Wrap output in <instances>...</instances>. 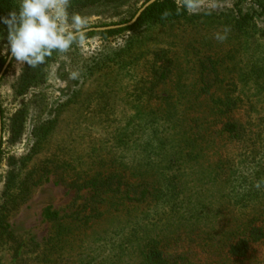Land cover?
Listing matches in <instances>:
<instances>
[{
    "label": "rangeland",
    "instance_id": "rangeland-1",
    "mask_svg": "<svg viewBox=\"0 0 264 264\" xmlns=\"http://www.w3.org/2000/svg\"><path fill=\"white\" fill-rule=\"evenodd\" d=\"M142 3L127 1L120 18H110L108 13L92 15L88 18V27L117 24L121 19L127 21L132 9H140ZM239 11L241 14L253 16L255 28L246 31L247 33L233 28V20L239 18ZM225 26L231 30L227 39L221 43L214 35L222 32ZM134 34L139 43L126 57L129 59V67L125 71L134 63L133 74L138 75V79L147 81L146 86H149V82L157 80L159 76L150 74L153 58L158 60V64L169 66L168 75L158 82V87L155 92L153 89L148 101L151 99L157 109H162L167 99L184 103L194 101L199 95L196 91L204 85L214 84L219 87L226 81H229V84L235 70L238 72L254 58L257 59L264 52V13L258 7L257 0H202L197 10L188 12V19L185 21L146 26L107 39H86L82 45H74L69 52L47 67L44 84L30 89L22 97L15 96L12 84L24 65L18 66L13 59L8 72L0 80V105L5 125L1 146L0 208L7 203L8 209L7 226L0 231V264H138V255L126 252L128 250L125 248L124 255L116 254L120 248L119 244L147 227V230L151 231V220L161 221V215L169 212V202L173 200L140 204L139 209L129 215L102 207L100 211L107 214L99 221H90L84 226L87 214L85 207L97 199L92 197L96 193L91 188L78 191V184L81 185L83 177L80 173L86 171L89 175L94 174L95 169L90 166L88 152L93 147H99L101 142L112 148L115 131L123 128L126 120L136 115L134 98L129 94L133 79L127 74L118 75L116 68L85 81L82 78L81 81L71 79L70 73H81L85 62L91 58L106 54L109 50L123 48L134 38ZM0 37V60H7L10 52L4 54L7 26L3 23H0ZM109 56L114 57L111 52ZM167 60L170 62L166 63ZM215 76L222 80V85L214 79ZM70 82L77 86L75 90L80 88L78 97L73 101H69L73 92ZM133 86L135 87L136 83ZM227 89L225 85L223 91L219 89L211 97L207 94L200 95L198 100L224 99ZM181 91L186 95H179ZM40 93L43 96V101L40 102H47V106L45 111L39 114L31 105ZM22 105L29 109L25 126L19 140L12 142L8 132L9 119ZM46 115L54 121L53 129L48 141L35 153L32 151L35 142L32 131L34 125ZM216 142L219 143L217 140ZM221 144V147L214 146L203 151L201 162L204 166L215 162L227 163L232 159L242 160L238 145ZM26 156L28 158L23 166L20 164L19 172L20 180L25 182L29 189L20 196L21 200L14 207L5 202L3 195L8 180L7 162L11 157L20 159ZM41 163H47L51 173L45 175L41 183L31 186V180L28 183L26 176L33 171L32 176H36V167ZM18 166L19 164H16L17 168ZM243 168L247 167L243 164ZM191 200L194 202L198 199ZM199 201L211 206L206 210L210 214V226L205 227V222H200V226L210 230L213 228L210 234H204L216 237L212 245L219 244L223 240L220 230L227 225L229 218L227 214H232L230 217L235 218L238 210L232 209V206L226 208V203L220 204V201L214 199L207 200V196L203 197V201ZM48 207L58 211L64 222L73 220L72 225L75 224L70 228L75 238L69 236L63 251L61 247L53 246L48 241L55 232L52 224L44 221L42 217V211ZM173 226L167 227L161 223L158 230L155 229V233L165 234L163 244L166 253L185 254L189 264H234L225 259L221 260L215 252L208 251L205 239L200 240L195 232H192L189 238L184 228L178 232L176 224ZM244 264H264V246L258 248Z\"/></svg>",
    "mask_w": 264,
    "mask_h": 264
},
{
    "label": "trees",
    "instance_id": "trees-1",
    "mask_svg": "<svg viewBox=\"0 0 264 264\" xmlns=\"http://www.w3.org/2000/svg\"><path fill=\"white\" fill-rule=\"evenodd\" d=\"M127 1L136 4L143 2V5L149 0H71L68 11L70 14L79 13L87 19L92 15H103L102 13H108L110 18H120L122 8ZM257 5L264 13V0H257ZM18 6V0H0V17L6 16L13 9L18 10ZM176 8L177 3L174 0H157L142 12L132 26L88 32L86 39L94 37L107 39L146 26H162L187 20L188 11L177 15ZM138 10L132 9L129 20L121 19L117 24L108 26L128 23ZM166 10L171 15L167 19H162V14ZM238 17V19H232L233 28L237 31L247 33L255 28L252 15L241 14L239 11ZM228 23L230 24V21ZM108 26L98 25L88 29ZM133 37L123 48L109 50L108 53L85 62L80 78L76 79L81 81L82 78L85 81L87 78L114 68L120 76L127 74L133 79L129 94L134 98L136 112L134 117L126 120L123 128L115 131L112 148H108L104 142H101L99 147H93L88 152L90 166L94 167L95 171L93 175H89L86 171L80 173L83 177H81V185L78 184V191L91 188L96 193L92 197L97 200L91 201L94 206H90L89 202L85 207L87 214L84 218V226H87L90 221H99L107 214L100 211L102 207L112 209L115 213L122 211L125 215H129L137 211L140 204L157 200L161 203L163 200H173L169 202V212L161 215V221L151 220V231H148L147 227L121 241L116 254L124 255L125 250H128L126 252L130 254H137L138 264H189L185 254L166 253L165 244H163L165 234L155 233V229L158 230L161 223L167 227H174L173 225L176 224V231L180 232L179 230L184 228L187 237L190 238L192 232H195L200 240L205 239L207 249H211L208 251L215 252L221 260L244 264L255 251H258V248L264 246V187L258 190L254 186L257 181L264 180V52L257 58L258 60L254 58L238 72L235 70L229 84V81H226L222 85V80L215 76L214 79L222 86L204 85L196 91L199 95L194 101L184 103L167 99L163 108L157 109L151 99L150 102L148 101L153 89L155 92L158 87V82L168 75L169 66L158 64V60L153 58L150 74L160 77L150 81L149 86H146L147 81L140 80L138 75L133 74L134 63L131 64L132 68L130 66L125 71L129 67V59L126 57L139 43L135 34ZM110 52L113 58L109 56ZM62 55L64 54L54 52L44 65L34 69L25 64L12 84L15 96L22 97L30 89L43 85L46 68ZM5 62L6 59L0 60V71ZM169 62L167 60L166 63ZM249 64H251L250 67ZM7 72L8 70L5 75ZM134 83H136L135 87ZM225 85L228 89L224 99L198 100L200 95L207 94L211 97L215 91L219 89L223 91ZM70 87L73 92L69 101H73L78 97L80 88L75 90L77 86L73 82ZM178 94L186 95L184 91ZM42 97V93L37 95V102L31 105L39 114L45 111L47 106V102H40L43 101ZM28 110L22 105L9 119L10 141L16 142L21 137ZM0 115L4 131L1 105ZM53 124L54 121L46 115L34 125L33 152L37 153L48 141ZM221 143L238 145L243 153H241L242 160L232 159L227 163L215 162L210 166H204L201 162L203 151L214 146L221 147ZM1 156L0 149V163ZM27 158L28 156L20 159L11 157L7 162L8 180L5 183L3 195L5 202L14 207L21 200L20 196L29 189V186L20 180L19 172L20 164L23 166ZM16 164H19L18 168ZM243 164L247 168H243ZM36 168L41 174L35 172L36 176L33 177V171L26 176L28 183L31 180V186L41 183L45 175L51 173L47 163H41ZM206 196L207 200L214 199L220 201V204L226 203V208L232 206V209L238 210L234 215L235 218L230 217L232 214H227L229 216L227 225L220 230L223 240L215 245L212 243L216 237L209 236L213 228L210 230L200 226V222H205V227L211 224L210 214L206 211L211 206L199 201H203V197ZM194 198L198 200L192 202L191 199ZM6 205L7 203L0 208V231L7 226ZM128 205L131 207L129 208ZM42 217L54 227L55 232L53 235L51 233L52 236L48 241L53 246L61 247L63 251L69 236L75 238L72 234L73 230L70 229L75 225H72L73 220L64 222L59 212L50 207L42 211ZM206 232L209 234L205 235Z\"/></svg>",
    "mask_w": 264,
    "mask_h": 264
},
{
    "label": "clouds",
    "instance_id": "clouds-1",
    "mask_svg": "<svg viewBox=\"0 0 264 264\" xmlns=\"http://www.w3.org/2000/svg\"><path fill=\"white\" fill-rule=\"evenodd\" d=\"M202 4V0H178L176 14L183 11L192 13ZM71 0H20L18 10L9 11L0 17V23L7 26V44L4 54L10 52V58L18 66L27 64L34 69L44 65L53 53L65 54L72 46L82 45L86 39L88 19L79 13H69ZM171 15L162 14V19ZM225 26L214 38L224 42L230 32ZM2 38V37H0ZM81 73L73 71L71 79H79ZM256 189L264 187V180L257 181Z\"/></svg>",
    "mask_w": 264,
    "mask_h": 264
},
{
    "label": "water",
    "instance_id": "water-1",
    "mask_svg": "<svg viewBox=\"0 0 264 264\" xmlns=\"http://www.w3.org/2000/svg\"><path fill=\"white\" fill-rule=\"evenodd\" d=\"M157 0H149L148 2H146L145 4H143L141 6V8L138 10V12L136 13V15L134 16V18L129 21L126 24H121V25H114V26H108V27H101V28H89L87 30L88 32H92V31H106V30H114V29H120V28H125V27H129L132 26L133 24L136 23V21L138 20V18L140 17V15L142 14V12L149 7L151 4H153L154 2H156ZM12 58H10V55L8 56L5 64L3 65L1 71H0V80L2 79V77L4 76L5 72L7 71L9 65L12 62ZM2 136H3V130H2V119H1V115H0V149H1V142H2Z\"/></svg>",
    "mask_w": 264,
    "mask_h": 264
}]
</instances>
